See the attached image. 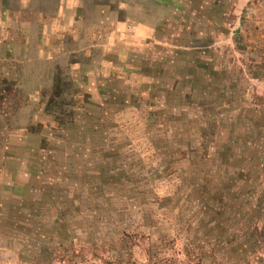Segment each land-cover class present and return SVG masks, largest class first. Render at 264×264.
Wrapping results in <instances>:
<instances>
[{
	"label": "rangeland",
	"instance_id": "obj_1",
	"mask_svg": "<svg viewBox=\"0 0 264 264\" xmlns=\"http://www.w3.org/2000/svg\"><path fill=\"white\" fill-rule=\"evenodd\" d=\"M0 264H264V0H0Z\"/></svg>",
	"mask_w": 264,
	"mask_h": 264
},
{
	"label": "trees",
	"instance_id": "obj_2",
	"mask_svg": "<svg viewBox=\"0 0 264 264\" xmlns=\"http://www.w3.org/2000/svg\"><path fill=\"white\" fill-rule=\"evenodd\" d=\"M199 64H198V66L199 65H201V66H207V67H205V68H203V70H206V72H208L209 70L212 72V68L210 67V63L208 62V61H201L200 60V62H198ZM202 70V69H201ZM201 104H203V103H201ZM202 106V110H201V113H202V115H204V116H202L203 117V119H204V117H208L209 118V116L210 115H207V113L205 112L206 111V109H205V107L203 106V105H201ZM213 134H214V132H213ZM204 139V142H206L205 141V138H203ZM207 143V142H206ZM247 151L248 150H251V151H255L256 153H258V151H259V148H258V145H256V146H250V145H244L243 146ZM257 147V150L255 149ZM243 150V157H237L239 160H241V161H243L242 160V158L243 159H248V160H250L249 158L250 157H253V156H255V154H253V155H249L248 153H247V151L246 150ZM221 154H223L220 158H219V162H222V161H224V160H227V163H226V165H229V162H230V160L235 156L234 155V149L232 148V146H230V147H228V149L226 150V152H224V153H221ZM234 159H235V161H236V167L238 166H242V165H240V162H239V160L238 159H236V157H234ZM252 159V158H251ZM231 166H234V164L233 165H231ZM235 168V167H234ZM234 168H232L231 167V169H234ZM235 170V169H234ZM211 171H207L206 170V179H204V187L202 188V200L203 201H205V200H209V196H210V192H209V190H208V187H207V182L209 181V180H211L212 179V177L214 176V173H210ZM243 172V171H242ZM242 172H240V173H238V172H236V170H235V172H234V177L236 176V175H238V176H241L242 177V175H243V173ZM210 176H211V178H210ZM230 178L232 177V176H229ZM234 177H232V178H234ZM231 178V179H232ZM233 180V179H232ZM227 183H225L224 182V184L223 185H221V184H219V186H218V188H221V186L223 187V188H229L230 186H231V180H229V182H228V184H227V186H225ZM222 191H223V189H221ZM216 194H218L219 195V198H222V193H216ZM214 197H216V196H214ZM218 198V197H217ZM213 203V202H212ZM222 224H220V225H218L217 226V228L216 229H219L218 227L219 226H221ZM242 226H245V225H242ZM246 229H247V227H245ZM253 233H254V235H253V237H255L256 235H257V231L259 230V228L257 227V224L256 223H254V225H253ZM225 234V233H224ZM230 237H231V239H232V236L230 235ZM233 238H235V237H233ZM226 241V240H225ZM255 241H256V239H255Z\"/></svg>",
	"mask_w": 264,
	"mask_h": 264
},
{
	"label": "crops",
	"instance_id": "obj_3",
	"mask_svg": "<svg viewBox=\"0 0 264 264\" xmlns=\"http://www.w3.org/2000/svg\"><path fill=\"white\" fill-rule=\"evenodd\" d=\"M10 16H11V15H10ZM59 16H61V15H59ZM17 21H18V20H17ZM18 22H19V21H18ZM5 24H6V25H8V26H10V25H11L10 23H5ZM22 26H23V27H24V29H25V26H26V25H25V24H23ZM54 26H55V25H54ZM53 28H54V27H53ZM3 29H4L5 33H6V32H8V30H9V29H8V28H6V27H5V28H3ZM25 30H26V29H25ZM51 33H53V31H52Z\"/></svg>",
	"mask_w": 264,
	"mask_h": 264
}]
</instances>
